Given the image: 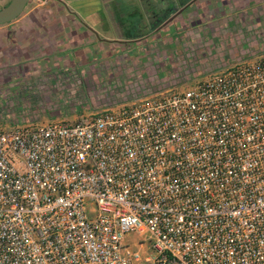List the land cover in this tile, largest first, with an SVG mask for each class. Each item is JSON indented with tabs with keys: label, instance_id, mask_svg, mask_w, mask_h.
Masks as SVG:
<instances>
[{
	"label": "built area",
	"instance_id": "obj_1",
	"mask_svg": "<svg viewBox=\"0 0 264 264\" xmlns=\"http://www.w3.org/2000/svg\"><path fill=\"white\" fill-rule=\"evenodd\" d=\"M0 264H264V56L0 129Z\"/></svg>",
	"mask_w": 264,
	"mask_h": 264
},
{
	"label": "rangeland",
	"instance_id": "obj_2",
	"mask_svg": "<svg viewBox=\"0 0 264 264\" xmlns=\"http://www.w3.org/2000/svg\"><path fill=\"white\" fill-rule=\"evenodd\" d=\"M10 1L0 0V9ZM150 1L154 7L161 4V0ZM202 1L194 7L196 10L199 7L202 10V4L209 0ZM256 2L249 0L243 11L240 5L217 6L216 11L208 15L198 12L203 17L190 15L185 21L183 18L190 12L187 9L183 18L172 21L174 26L168 27L169 31L162 29L157 33V40L152 35L151 39L132 43H99L103 48L96 50L84 40L81 49L72 54L74 57L59 58V69H66L68 73L54 76V82L38 83V88H33V83L28 85L31 88L26 90L25 102L19 97L12 99L11 91L0 88V113H6L4 120L0 115V129L16 124H45L55 119L74 122L82 115L101 113L168 90L187 88L235 63L264 56V2ZM45 3V0H32L19 18H37ZM143 3L144 0H109L105 6L110 4L108 9L120 10L119 13L125 15L126 25L133 26L136 32L143 27L144 20L148 22L149 13ZM82 5L79 10L75 4L68 5L73 16L57 4L49 12L56 16L61 14L70 22L77 18L84 20L90 11L83 8L86 4ZM161 6L166 8L164 3ZM88 29L80 27L79 31L89 36ZM174 32L177 35H173ZM21 95L24 98L25 93ZM2 96L12 103L2 102ZM33 100H37L38 105L31 104Z\"/></svg>",
	"mask_w": 264,
	"mask_h": 264
},
{
	"label": "crops",
	"instance_id": "obj_3",
	"mask_svg": "<svg viewBox=\"0 0 264 264\" xmlns=\"http://www.w3.org/2000/svg\"><path fill=\"white\" fill-rule=\"evenodd\" d=\"M45 1L46 7L40 11L37 18H17L9 24L0 25V88L11 91L14 95L12 99L19 97L25 102L28 96L26 90L31 88L27 87L28 85L33 83V88H38V83L44 82L46 84L45 81L51 83L55 81L56 77L54 76L67 74L66 69H59V66L56 69L54 61L67 55L74 57L72 54L81 49L83 46L81 42L84 40L88 45L91 44L95 50L103 48L99 43L112 45L129 42L125 39L127 28L124 21L125 15L120 14L121 11L118 9H108L110 4L107 7L105 4L109 0H88L86 3L77 2V0H60L66 5L65 8L62 6L63 10L69 13L73 14V10L68 8V5L71 4H75L77 10L81 9V4H83L82 6L86 4V7L83 8L90 11L84 17V20L77 18L78 20L72 22L65 19L61 14L58 16L54 13L50 14L49 11L55 6V3L53 0ZM248 1L220 0L222 4L219 3V6L223 8L229 5L234 7L240 5L243 11L246 10ZM254 1H257V4H263L264 2V0ZM87 3L91 5H87ZM75 15L77 17V14ZM143 26L148 28L150 26L149 22H145ZM80 27H86L87 29L90 27L91 29H88L90 35L81 34ZM31 60L34 62H30ZM21 92L25 93L24 98ZM43 95L41 93L40 97H43ZM1 101L11 102V100L4 99L3 96ZM37 102V100H33L31 104L38 105ZM5 114L0 113L3 118L1 120L5 119ZM53 121L62 120L55 119L50 122ZM21 122H24V120Z\"/></svg>",
	"mask_w": 264,
	"mask_h": 264
},
{
	"label": "trees",
	"instance_id": "obj_4",
	"mask_svg": "<svg viewBox=\"0 0 264 264\" xmlns=\"http://www.w3.org/2000/svg\"><path fill=\"white\" fill-rule=\"evenodd\" d=\"M200 1L201 0H161V4L158 6L156 5V7H154L152 1L144 0L143 5L146 7L147 9L146 11L149 13L147 18H148V22L150 26L148 28L146 26H143L139 30H136V32H134L133 26L130 28L129 26H127L126 33H125V36H126L125 39L129 41L127 43L137 42L143 39H147V40L151 39V36L153 34H154L153 35L154 39L157 40V37L155 36L157 35L159 31H161L162 29H166V31H169L170 26L171 25L174 26L172 22V23H169L167 26H165V28L162 27L164 22H166L169 18H171L178 11H180V14L178 17L183 18V12L187 9H190L188 16L183 18L186 21L190 15H193L194 17L199 18L205 15H208V13L211 12L212 10L216 11L217 6H219V3H220V0H209L208 3L202 4L203 5L202 10L200 9V7L198 8V10H196V8L194 7H197ZM202 2H204V0ZM163 3L165 4L166 8L161 6ZM221 4L222 3H220V5ZM198 12L204 13L203 16L202 15L200 16ZM146 21L147 20H144V22ZM190 23L192 24L191 26H194L193 21H190ZM145 27H146V30H145ZM173 35H177V34H175L174 32ZM166 36H168V34H166ZM168 37H170V35Z\"/></svg>",
	"mask_w": 264,
	"mask_h": 264
},
{
	"label": "water",
	"instance_id": "obj_5",
	"mask_svg": "<svg viewBox=\"0 0 264 264\" xmlns=\"http://www.w3.org/2000/svg\"><path fill=\"white\" fill-rule=\"evenodd\" d=\"M30 0H11L0 9V25H6L16 20L25 10ZM180 13V11H179Z\"/></svg>",
	"mask_w": 264,
	"mask_h": 264
},
{
	"label": "flooded vegetation",
	"instance_id": "obj_6",
	"mask_svg": "<svg viewBox=\"0 0 264 264\" xmlns=\"http://www.w3.org/2000/svg\"><path fill=\"white\" fill-rule=\"evenodd\" d=\"M53 2L55 3V4H57V5H61V6H63L64 8L66 7V5H65V3H63L62 1H60V0H53ZM31 4H32V0H30L29 2H28V4H27V6H26V8H28L29 6H31ZM25 8V9H26ZM179 11L176 13V14H174L171 18H169L166 22H164V26L162 25V27L164 28L165 26H167L169 23H172V21L174 20V19H176V18H178V16H179ZM69 15H72V13H69ZM4 26V25H3ZM154 35V34H153ZM61 59V58H60ZM60 59L59 58H57L55 61H54V63H55V67H56V69H57V67H58V65L60 66L61 64L59 63L60 62ZM54 71V70H53ZM66 73H68V71L66 72Z\"/></svg>",
	"mask_w": 264,
	"mask_h": 264
}]
</instances>
